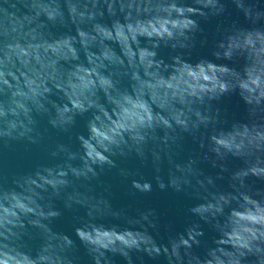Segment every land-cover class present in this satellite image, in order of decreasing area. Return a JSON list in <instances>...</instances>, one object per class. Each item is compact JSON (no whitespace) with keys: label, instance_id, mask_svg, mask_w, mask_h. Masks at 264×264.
I'll return each mask as SVG.
<instances>
[{"label":"clouds","instance_id":"obj_1","mask_svg":"<svg viewBox=\"0 0 264 264\" xmlns=\"http://www.w3.org/2000/svg\"><path fill=\"white\" fill-rule=\"evenodd\" d=\"M233 3L252 26L224 29L212 56L242 59L239 69L183 55L200 31L196 17L222 13L221 0H0V143L39 144L37 116L66 133L77 116L90 114L77 150L57 143L49 152L55 163L14 177L13 187L0 185V264H75L74 242L49 226L61 214L55 199L86 209L75 235L92 264H112L109 254L132 264V252L164 256L167 264H264V190L247 183L264 181V10L250 0ZM55 26L65 31L53 33ZM161 48L176 54L165 61ZM233 92L249 119L219 127L212 102ZM183 134L197 139L213 166L226 170L229 157L243 162L231 173L232 191L216 189L195 159H173ZM133 153L151 158L160 189H192L201 199L189 211L218 233L203 255L193 251L203 236L199 223L157 243L148 232L152 210L128 217L92 193L90 182L116 166L114 157ZM165 161L167 182L159 175ZM131 183L152 190L146 180ZM104 216L132 227L106 226ZM29 228L41 239L35 250L25 243Z\"/></svg>","mask_w":264,"mask_h":264},{"label":"water","instance_id":"obj_2","mask_svg":"<svg viewBox=\"0 0 264 264\" xmlns=\"http://www.w3.org/2000/svg\"><path fill=\"white\" fill-rule=\"evenodd\" d=\"M191 3V0H185ZM224 4V11L219 15L209 14L207 18L196 17L200 31L196 32L193 47L183 50L184 58L190 62H196L201 58L225 63L239 69L243 60L224 61L215 60L212 52L216 42L221 38L224 29L231 26L240 28H250V21L243 13L236 8L233 0H221ZM257 10H264V0H250ZM105 22L109 18L105 17ZM53 33L65 31L64 28L55 26L51 28ZM176 54L168 48L158 50V55L165 61L170 56ZM126 83V82H125ZM58 100V94L51 97ZM213 108L219 109L223 124L219 127L227 128L233 121L247 122L249 119L247 105L243 102L238 93L233 92L222 96L218 101L212 102ZM90 114L77 116L75 124L66 133L59 132L47 123L43 116H37V128L43 133V139L39 144H29L26 141H12L8 144L0 143V185L13 187L14 177L33 171L39 165H48L56 162V158L49 155L50 149L57 143H62L72 150L79 148L77 137L87 135V119ZM45 129L47 131L45 132ZM204 136L208 130H202ZM208 154L200 146L197 139L188 134H183L178 146L175 147L173 159L176 162H184L189 158L196 160V167L204 176L213 178L216 189L220 191H232L231 173L243 166L240 159L229 157L223 161L224 168L213 166L212 158H205ZM115 167H105L99 176L92 180L89 187L93 194L102 195L106 198L113 210L123 209L126 216L137 217L141 212L152 210L155 213L154 227H149L148 232L157 243L167 244L170 237L183 233L187 227L193 223H199L203 236L200 238L201 244L194 246L193 251L197 255H203L207 246H211L212 241L218 233L210 224L200 221L189 210L194 205L201 202V199L192 189L176 192L171 187L160 189L157 186L156 175L158 174L149 157L141 160L134 153L126 157H114ZM169 165L165 161L161 165L159 175L167 182V172ZM121 169H127L131 175H122ZM146 180L152 184L149 192H139L132 187V180ZM247 183L253 190H264V181L255 177H249ZM54 206L60 211V216L54 218L50 227L57 233L67 235L74 242L73 255L75 264H92L91 257L75 235V228L78 226V218L84 217L86 209L74 207L67 209L62 200L55 199ZM100 223L106 226L116 225L120 228H130L123 218L104 216L99 219ZM29 235L25 237L26 246L35 250L41 242L36 229L29 228ZM110 255L112 264H127V261L120 255ZM132 264H167L164 256L156 258L149 257L142 252L131 253Z\"/></svg>","mask_w":264,"mask_h":264}]
</instances>
